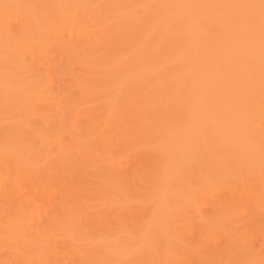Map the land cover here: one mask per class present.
Returning a JSON list of instances; mask_svg holds the SVG:
<instances>
[{
    "label": "bare ground",
    "instance_id": "bare-ground-1",
    "mask_svg": "<svg viewBox=\"0 0 264 264\" xmlns=\"http://www.w3.org/2000/svg\"><path fill=\"white\" fill-rule=\"evenodd\" d=\"M44 1L0 0V264H264V123L250 113L264 59L203 54L223 77L200 85L131 67L151 56L147 34L187 22L193 39L226 41L242 13L264 18V0ZM230 168L255 184L229 188ZM213 181L229 189L208 196Z\"/></svg>",
    "mask_w": 264,
    "mask_h": 264
},
{
    "label": "rangeland",
    "instance_id": "rangeland-1",
    "mask_svg": "<svg viewBox=\"0 0 264 264\" xmlns=\"http://www.w3.org/2000/svg\"><path fill=\"white\" fill-rule=\"evenodd\" d=\"M46 2H47V0L44 1L45 4H46ZM69 4L72 6L71 3H69ZM126 6H129V5H126ZM242 7H245V9H246V8L251 7V6H250V3L248 1H242ZM250 14H251V12H245V13H242L241 15H239L238 21L233 24L234 25L233 28H235V29L233 31L229 32V33H232L235 35H233L232 37H230L226 41H219L216 38V36H212L210 38V44H209V41L204 40L205 37L203 35H201L200 33L197 35V37L195 39H193L189 36V33L192 32L194 28L192 25H190L187 22H183L182 24L178 25L176 29L174 28V24H173V27L171 29H168L169 35H167L165 37V39H160V37L156 33L147 34L146 39L143 41V45H144L143 50H144V52L149 51L151 56H149V53H148L147 54L149 56L148 57L143 52L147 58L145 56H142L141 58H138V57L135 58V59H137V61L135 63L131 64V67H134V66L138 67V66H140V64L144 65L141 67L147 68V69H144L146 73L145 72H141V73H145L144 74L145 76H148L147 74L149 73L150 75L148 78H150L151 75H153L154 72H156L153 76H155V78L157 76V79L159 78L158 81L159 80L164 81L168 76L167 75L168 72L169 71L171 72V68L178 70V72L175 74V76H177L176 79H177L178 83H181L183 80H185V78H186L185 76L193 77L194 79H196V82L199 85L206 82L207 80L215 81L219 77H223V76L218 74V71L215 68H209L207 66L206 56L203 54H206L210 58H213L214 53H219V55H220V54H223L226 50L232 49V50L238 51V55H242L243 58L245 59V61H247V62L252 60V59H255V58L260 59V60L264 59V41H262V39H261V34L264 33V18L263 17L262 18L261 17L252 18L250 16ZM43 17L48 22H52L57 17H59V19H62L64 17V15L60 16L59 13H57V12L45 10L43 12ZM137 29H140V30H137ZM137 29L136 28H131V30L126 29L128 32L131 31L130 34L132 35V37L128 39L127 45H125L122 48V52L125 53V55H124L125 60H127V59L130 60L132 57L134 58V54H135L137 48L139 47V44H138V42L140 41L139 36L143 33V28H137ZM213 29H215V27H213ZM226 29H230L229 26H223V30L226 31ZM257 34H260V35L257 36ZM151 45H153V47L156 45L157 48L156 47L150 48ZM149 49H153V51H154V49L155 50L157 49V51L152 52V50L150 51ZM151 53L156 54V56H155L156 58ZM72 56L73 57L77 56V53L73 54ZM152 57H154V58H152ZM149 58H151V59H149ZM155 59H156V62L159 64L155 63ZM172 59L174 61H172ZM89 60L93 61L94 58H89ZM150 61H151V63H149ZM164 61H168V62H164ZM140 62H142V63H140ZM144 62H145V64H144ZM147 62H148V64H151V66H148V64H146ZM136 63L138 64L137 66H136ZM129 65H130V62L128 64V68H130ZM132 65H134V66H132ZM153 65H156L158 69H155L156 67ZM152 66L154 67V69H152L153 68ZM141 67H139V68H141ZM149 68H151V70ZM167 68H169L170 70L169 69L167 70ZM63 69L66 70L69 68H63ZM153 70H155V71H153ZM151 72H152V74H151ZM108 76H110V75H108ZM151 78H153V77H151ZM236 80H237V83L232 88V92L234 93V97L236 99L246 100V96L243 95L241 92L239 93V90L237 88H239L240 86H244V84L247 81H246L245 77H243L240 74H238V76L235 77V81ZM257 81H258V79H254L251 83L253 84V83H256ZM186 99H192V98L186 97ZM192 103L196 104L195 100L192 99ZM200 104H201L200 102L197 103V105H200ZM162 105H165V102H163ZM256 108H257L256 110H255V108H253V110H255V112H254L255 114H252L253 113L252 109L250 110V113H251V115H253V117H254V115L257 116L256 114L261 115L262 117L257 116L256 118H258L259 123H261V125H262V123H264V122H262V121H264V102H262ZM260 120H262V121L260 122ZM216 121H221V120L217 119ZM257 125L260 126V124H257ZM263 128H264V124H263ZM237 161L238 160H236V165H237ZM241 161L243 162L244 166L241 164L242 163L241 162L240 164L243 167L241 166L242 168L239 171L243 172V171L247 170L248 167L245 166V164H246L245 160L242 159ZM238 165H239V163H238ZM227 166H229V165H226V172H227V168H229ZM230 166L232 167L233 164H230ZM235 170H237V169H235V168L233 170L231 169L230 170L231 172L230 171L228 172L226 179H227V182L229 183V188H230V185L235 188V184L237 182V185H236L237 190L236 191H238V189L242 186L241 184H243V182L240 184L239 181L236 180L237 178H238V180L240 178V182L242 181L241 177L237 176L238 174H235ZM138 172H139V174H141V175H139V177L141 179L144 177L146 178V176H145L146 172H144V170H141ZM141 172H143V173H141ZM260 173L264 175V170ZM225 175H224V177H225ZM250 176H251V174H250ZM223 179L226 181L225 178H223ZM251 181H252V183H250ZM224 182H222V183H224ZM244 182H246V181H244ZM247 182H249V181H247ZM250 182H249V184L247 183L246 186L244 185L245 184L244 183L242 186L243 189H245L249 185L255 184V181L253 182L252 179L250 180ZM214 183L215 182L213 181L212 184L209 183V186H208V184L206 185L207 187L205 186V188L207 189L206 192H208V196H209V194H211V196H212L213 192H215V194L218 192H220V193L222 192L223 193L222 195H224L225 192L229 189L228 188L227 190H224V188L222 187L223 185H225L226 182L223 185L221 183L222 186L220 185V187L223 188V190L220 189V187L218 188L219 184L217 182H216L217 185ZM228 183H226V184L228 185ZM263 183H264V181H263ZM263 183L261 184L262 186H264ZM259 185H257V186H259ZM238 186H239V188H238ZM203 187H204V185H203ZM256 188H258V187H256ZM202 189H204V188H202ZM205 190H203V191H205ZM217 190H218V192H217ZM219 190H221V191H219ZM238 192H240V191H238ZM238 192H236V193H238ZM205 195L206 194H204V197H202L201 199L204 200L205 198H207L206 202L213 200V199H211V196L209 197L211 199L210 200L208 198V196L206 195V197H205ZM201 196H202V194H201ZM204 202H205V200H204ZM201 206H202V208H205V209H206V207L208 208V206H206V203L204 205H201ZM206 211H207V209H206ZM142 213H140V214H142ZM139 219H140V217L137 215V220H139ZM142 219L144 220L145 218L142 217ZM241 221H243V222H241ZM241 221H238V222L239 223H246V220L242 219ZM239 225H241V224H239ZM249 234H247V236H249ZM255 235L253 238L255 240V243L257 244V245L255 244L256 249H257V246L259 248V244L261 243L262 237L258 236L259 234H257L256 236ZM196 240H197V237H196Z\"/></svg>",
    "mask_w": 264,
    "mask_h": 264
}]
</instances>
